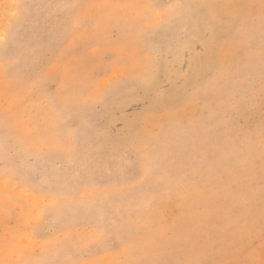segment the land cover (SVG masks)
<instances>
[{
  "label": "rangeland",
  "instance_id": "obj_1",
  "mask_svg": "<svg viewBox=\"0 0 264 264\" xmlns=\"http://www.w3.org/2000/svg\"><path fill=\"white\" fill-rule=\"evenodd\" d=\"M0 33V259L259 260L260 0H0ZM48 183L67 207L40 216Z\"/></svg>",
  "mask_w": 264,
  "mask_h": 264
},
{
  "label": "snow or ice",
  "instance_id": "obj_2",
  "mask_svg": "<svg viewBox=\"0 0 264 264\" xmlns=\"http://www.w3.org/2000/svg\"><path fill=\"white\" fill-rule=\"evenodd\" d=\"M17 9L24 10L27 6L26 5H21L17 4L14 5ZM105 8H113V7H126V8H136L138 7L137 5H119V6H114V5H105ZM145 8L149 9H158L161 6L158 5H145L143 6ZM182 5H169L168 9L166 12H156L154 13V17L150 18H155V17H166L165 19H162L160 23L156 25V27H161L164 24H172L175 23L179 17H180V12L179 9L182 8ZM260 9H261V19H262V27H264V0H260ZM8 41V36L6 34L0 33V45H5L7 44ZM12 63L11 59L9 58L8 62H0V72H3L5 75H7L9 72L12 70ZM262 150H264V136H262ZM264 159V157H262ZM150 171V169H149ZM217 175L213 177V175L210 173L208 176L209 180L216 179L217 181L220 180V169H217ZM6 174L9 177V180L14 179L18 173L16 172L15 169L11 168H6L5 169ZM43 194L47 200V204L45 205L44 209L41 210L39 213L40 216H43L47 212L50 211H61L64 208L67 207V200H68V194L64 192L62 189L57 187L54 183H48L47 187L42 189ZM36 234L32 233L29 236V244L34 243L35 241ZM49 244L51 246L56 247L59 249L62 247L65 242V239H60L57 237L56 231L50 232L49 233ZM104 237V233L101 231L99 234V239L102 240ZM18 258L13 260V259H0V264H64V262L57 261V260H50V259H38V260H31V259H23L27 249L25 246L21 245L16 248ZM121 264H124V262H121ZM136 264H144L143 261L136 262ZM156 264H165L164 261H158ZM167 264H213L211 261H196V262H189V261H184V260H177V261H168ZM221 264H264V246H262L261 251H260V258L259 260L256 259H245V260H230V261H224L221 262Z\"/></svg>",
  "mask_w": 264,
  "mask_h": 264
}]
</instances>
